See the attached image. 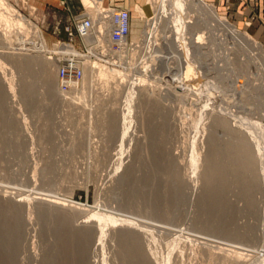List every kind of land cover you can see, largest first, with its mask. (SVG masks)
Returning a JSON list of instances; mask_svg holds the SVG:
<instances>
[{"label":"rangeland","instance_id":"obj_1","mask_svg":"<svg viewBox=\"0 0 264 264\" xmlns=\"http://www.w3.org/2000/svg\"><path fill=\"white\" fill-rule=\"evenodd\" d=\"M118 1L127 7L130 0ZM4 2L9 8L2 14L25 20L22 26L0 19L4 258L10 264H53L69 217L76 235L71 249L82 264H145V258L148 264H264V16L258 21L256 1L239 9L236 1L206 0L260 51L194 7L187 15L188 41L204 38L189 50V62L165 54L164 37L137 51L133 45L146 23L139 35L131 34L122 56V47L110 51L107 35L95 27L85 43L94 46L91 53L104 50L107 56L80 59L88 64L82 65L83 80L68 93L58 88L53 59L68 54L63 44L83 47L78 38L70 42L66 31L87 12L82 1ZM140 6L133 7L135 19ZM91 15L99 27L100 15ZM164 36L168 43L174 38L169 29ZM144 56L150 57L148 71ZM98 65L106 77L98 76ZM147 104L154 109H145ZM212 138L219 162L230 170L221 185L207 181ZM240 138L253 145L254 173L228 156L239 154ZM230 146L235 148L229 152ZM123 237L141 243L144 260L126 254Z\"/></svg>","mask_w":264,"mask_h":264},{"label":"bare ground","instance_id":"obj_2","mask_svg":"<svg viewBox=\"0 0 264 264\" xmlns=\"http://www.w3.org/2000/svg\"><path fill=\"white\" fill-rule=\"evenodd\" d=\"M81 1H82L83 6L86 8V10L90 16H92L91 14H94L95 16H96V14L100 15V19H99L100 22L98 23V24H100V26L98 27V25H96V27L99 30V33L101 35H103V36L107 35V32H109V30H110L109 29L110 23L105 21V15H107V13L109 12V9H107L108 7L103 6L101 4L102 3L101 0H81ZM5 3L6 2H4V0H0V19L3 22H5L6 24H10L11 22H17L19 25L24 26V21H25V20H23L24 18L22 19L21 17H18L16 19H13V18L7 17L1 13V10L3 8H5L6 10L9 8V7H7V5ZM149 3L150 4L147 5V8L145 9V11H141L138 9V13L140 14V19L133 18V22H132V31H133L132 34L133 35H136L135 33H137L139 35L141 32V29L144 26V23H146V25H147L146 31L144 34L145 36L143 35V37L141 38L142 40H140V42H138L137 45H133V47L139 46L138 48L136 47L137 51L138 50L147 51L148 49L150 50L152 48V46L154 45V43H156L158 41V38L164 37L163 38L164 40H162V41L164 44V49H165V51H167V53H165V54H171V56L175 60L176 59H183V60H187L189 62L190 61L189 58L191 55L189 50H191V48L194 49L197 44H199L200 42L203 41V38H204L202 35H197L196 39L193 37V41H191L190 39L188 41V35H190L189 32H190L191 26H190V21L187 20L188 19L187 15L189 13V10L192 9V7H194V9H197L198 11H200V14L204 15L208 20H210V22L214 23L219 28L222 27V29L226 30L227 33L229 32L231 35H233L232 38L233 37L236 38V40H238L240 43H242V44L246 43L249 46L251 45L255 48L254 50H257V51H260L262 49L261 46L258 45L257 42L251 41L252 43H249L250 40L248 39V37L246 35H244L242 32H240L239 29L236 28V26L232 25L230 22H228L226 19L222 18L221 16H218V13L216 11L215 6L207 3L206 0H149ZM151 6H153V8H155L154 14H156V16L158 18L156 17L154 19H151V21H149L150 19L148 20L147 18L154 15L152 12ZM164 14H166V15L164 16ZM92 17H94V16H92ZM94 23H95V21H94ZM25 24H27V23L25 22ZM136 27H138V28L136 29ZM168 29H169V32L172 33V36L174 37L171 40H169L171 43H168L167 42L168 39L166 38V36H164ZM224 30H222V31H224ZM40 35H41V33H40ZM40 35H39L40 46L45 49L44 40ZM97 39L99 40V37ZM194 40H195V42H194ZM100 42L102 44V42H103L102 39L100 40ZM125 47H126V45L124 43V44H122V48H121L122 50L120 52L118 51V53H120L121 56H122V53L125 52ZM110 51H112V50L110 49ZM134 51H135V49H134ZM180 51L183 55L182 57L178 56V53H180ZM63 52L68 53V54L76 53L75 50L69 46L65 47ZM100 52L101 53L102 52L107 53L106 51L104 52V50L100 51ZM112 52H114V51H112ZM174 54H176V55H174ZM87 58H89V57H87ZM149 58H150L149 56L148 57L144 56V58H143V64H144L143 69L145 71H148V69H149V66H148L149 65L148 64ZM50 59H53V58H50ZM59 59L60 58L56 57L53 59V61L58 64L60 61ZM80 65L82 66V65H88V64L85 61ZM96 67H97L96 64L91 65V69L96 68ZM98 67H99V69L97 71L98 76L101 78L106 77L108 75V72L104 71L101 66L98 65ZM96 70L97 69H95V72H96ZM141 82H142V84H145L146 80L145 79L141 80ZM144 102H146V101H144ZM145 109H148V110L152 109L153 110L154 108L152 105L147 104ZM220 124L223 126H226L229 123L222 120ZM232 132L234 133V135L236 134V131H232ZM242 140H243V142L240 143L239 147H237L239 154L238 155H234V154L232 155L231 154L228 156H229V158H232L233 162L236 161V159H238L239 161L241 160L242 164L238 165L239 164L238 163L237 165H238V167L243 166L245 169L244 172L254 173L253 171L257 167V163H256L257 161H255V159H254L255 155H254V152L251 148L253 145L252 146L249 145V139L243 138V139H241V141ZM251 141H252V139H251ZM215 142H216V139L212 138V143H211L212 157L210 159L209 171L207 172L208 173L207 181L210 185H217V184L221 185V183H224L226 181V177H227L228 173L230 172V170H229V167L227 165H225V163H223L221 161L219 162V159H218L219 155L216 154V151H215V150H217ZM234 148L235 147L230 146V148H227L228 149L227 151L230 152ZM239 173H243V171L239 172ZM239 177H240V174H239ZM213 187H215V186H213ZM39 200H41V202H45L47 204L55 205V206H59V207H62V206H64L63 204H65V203L62 204V202L60 203L57 199H39ZM63 222H65V224H67L68 229H66L65 232L62 235H60V237H59V243H58L59 250L56 252L55 257L53 258V264H82L81 258L75 257L76 253L71 249L76 243L74 241L76 238L75 237L76 235H75L74 231L72 232V228H71L72 227V220L69 217H65L63 219ZM14 225H15V227L17 226L16 223ZM124 239H126V238H124ZM130 241H131L130 239H126L123 242L124 246H125L124 248H125L126 254L129 255V253H131L133 255L134 259L136 258V256L143 259L145 256L143 255L144 249H143L142 253L140 250L142 248L141 243L138 241L131 243ZM130 246L133 249V250H131V252H129ZM144 262H146L145 264H148L146 258H145ZM0 264H10V262L6 258H4L3 254L1 252H0Z\"/></svg>","mask_w":264,"mask_h":264},{"label":"built area","instance_id":"obj_3","mask_svg":"<svg viewBox=\"0 0 264 264\" xmlns=\"http://www.w3.org/2000/svg\"><path fill=\"white\" fill-rule=\"evenodd\" d=\"M109 1V0H108ZM109 12L105 15V21L110 23V30L107 33L108 41L112 51L119 49L122 44L130 41L132 34V22L133 14L130 9L122 7H111L108 5ZM96 25L94 20L89 14L82 13L81 15L74 18L73 27L66 28L70 36V42H73L78 38L82 44V48H76L73 44H63L62 48L66 46H73L77 53L73 54H61L58 69V88L62 93H68L76 84L81 82L84 77V71L80 65V59L89 57L90 60L98 59V56H102L101 52L95 53L90 52V48L85 43V39L89 38L95 31ZM100 49V48H99ZM96 50H98L96 48ZM96 52V53H97ZM103 56H107L106 54Z\"/></svg>","mask_w":264,"mask_h":264},{"label":"crops","instance_id":"obj_4","mask_svg":"<svg viewBox=\"0 0 264 264\" xmlns=\"http://www.w3.org/2000/svg\"><path fill=\"white\" fill-rule=\"evenodd\" d=\"M142 1L143 0H130V1H128V6L127 7L125 6V3H122L123 1H118V0H114V3L113 4H111L110 1H109L107 5H110V6L113 5V7H120L121 5H124L125 8H130L131 11H133V7L135 5L140 6V4H138V3H141ZM211 1L212 2L214 1L216 3L218 0H211ZM221 1L224 2V0H221ZM232 1H236L235 4H240V6L238 7L240 9V8H242L243 5L247 4V2L249 0H232ZM255 1H256L255 4H254L255 5V8L258 9V13L260 15L258 21H260L261 18H263V16H264V0H255ZM116 2H118V3L116 4ZM147 5L148 4H146V5L144 4V6H145L144 8H143V5L140 6V8L141 7L143 8V9H141V11H145V9L147 8Z\"/></svg>","mask_w":264,"mask_h":264},{"label":"flooded vegetation","instance_id":"obj_5","mask_svg":"<svg viewBox=\"0 0 264 264\" xmlns=\"http://www.w3.org/2000/svg\"><path fill=\"white\" fill-rule=\"evenodd\" d=\"M145 6H143V8H144Z\"/></svg>","mask_w":264,"mask_h":264}]
</instances>
